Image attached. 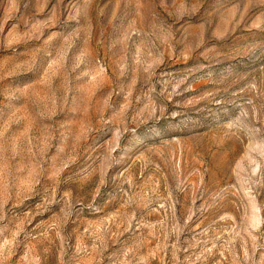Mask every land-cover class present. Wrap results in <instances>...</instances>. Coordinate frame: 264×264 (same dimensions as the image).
Returning <instances> with one entry per match:
<instances>
[{"label":"rangeland","instance_id":"obj_1","mask_svg":"<svg viewBox=\"0 0 264 264\" xmlns=\"http://www.w3.org/2000/svg\"><path fill=\"white\" fill-rule=\"evenodd\" d=\"M0 264H264V0H0Z\"/></svg>","mask_w":264,"mask_h":264}]
</instances>
